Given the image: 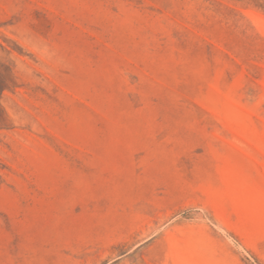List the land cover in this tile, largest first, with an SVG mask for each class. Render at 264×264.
I'll list each match as a JSON object with an SVG mask.
<instances>
[{
	"label": "rangeland",
	"instance_id": "obj_1",
	"mask_svg": "<svg viewBox=\"0 0 264 264\" xmlns=\"http://www.w3.org/2000/svg\"><path fill=\"white\" fill-rule=\"evenodd\" d=\"M0 264H264V0H0Z\"/></svg>",
	"mask_w": 264,
	"mask_h": 264
}]
</instances>
